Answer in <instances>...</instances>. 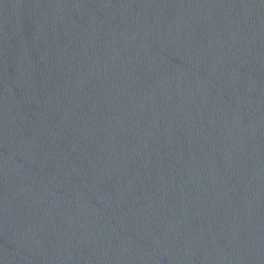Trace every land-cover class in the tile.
Returning <instances> with one entry per match:
<instances>
[{
  "label": "water",
  "instance_id": "obj_1",
  "mask_svg": "<svg viewBox=\"0 0 264 264\" xmlns=\"http://www.w3.org/2000/svg\"><path fill=\"white\" fill-rule=\"evenodd\" d=\"M0 264H264V0H0Z\"/></svg>",
  "mask_w": 264,
  "mask_h": 264
}]
</instances>
